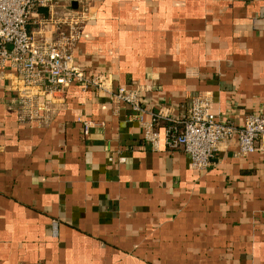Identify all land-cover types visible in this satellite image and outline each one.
<instances>
[{"label":"crops","instance_id":"crops-1","mask_svg":"<svg viewBox=\"0 0 264 264\" xmlns=\"http://www.w3.org/2000/svg\"><path fill=\"white\" fill-rule=\"evenodd\" d=\"M85 5L74 55L89 75L178 115L198 91L224 121L264 111V0H55L29 30ZM16 83L0 66V264H264L263 152L238 156L235 139L197 170L182 148L154 150L129 106L77 84L29 122Z\"/></svg>","mask_w":264,"mask_h":264},{"label":"built area","instance_id":"built-area-1","mask_svg":"<svg viewBox=\"0 0 264 264\" xmlns=\"http://www.w3.org/2000/svg\"><path fill=\"white\" fill-rule=\"evenodd\" d=\"M54 3L0 0V66H9L16 73L17 103L25 120H47L57 109L52 105L57 95L77 84L83 92L94 90L129 106V119L138 123L144 140L154 150L162 146L168 150L182 148L197 170L209 168L221 146L235 139L238 156L264 153V111L248 112L241 122L224 121L213 110L212 97L198 91L186 98L184 111L178 115L165 106L155 107L139 87H115L110 74L89 75L76 64L74 49L83 25L94 17L91 5L70 15L52 14L36 21V27L29 30L39 9H49ZM54 31L58 33L55 38ZM77 121L88 136L95 122L83 116ZM160 122H164L163 131L157 127ZM120 161L124 162L125 157Z\"/></svg>","mask_w":264,"mask_h":264}]
</instances>
